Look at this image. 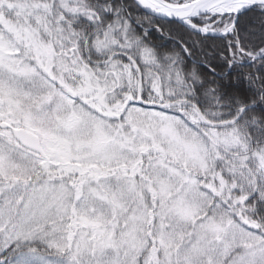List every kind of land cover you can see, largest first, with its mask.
Here are the masks:
<instances>
[{"label": "snow or ice", "instance_id": "6c2138e0", "mask_svg": "<svg viewBox=\"0 0 264 264\" xmlns=\"http://www.w3.org/2000/svg\"><path fill=\"white\" fill-rule=\"evenodd\" d=\"M0 264H264V0H0Z\"/></svg>", "mask_w": 264, "mask_h": 264}]
</instances>
